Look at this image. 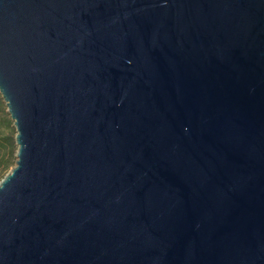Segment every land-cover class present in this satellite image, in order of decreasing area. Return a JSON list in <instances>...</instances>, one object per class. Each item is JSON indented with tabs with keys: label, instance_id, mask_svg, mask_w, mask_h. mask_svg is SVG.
I'll return each instance as SVG.
<instances>
[{
	"label": "water",
	"instance_id": "water-1",
	"mask_svg": "<svg viewBox=\"0 0 264 264\" xmlns=\"http://www.w3.org/2000/svg\"><path fill=\"white\" fill-rule=\"evenodd\" d=\"M0 264H264V0H0Z\"/></svg>",
	"mask_w": 264,
	"mask_h": 264
},
{
	"label": "trees",
	"instance_id": "trees-1",
	"mask_svg": "<svg viewBox=\"0 0 264 264\" xmlns=\"http://www.w3.org/2000/svg\"><path fill=\"white\" fill-rule=\"evenodd\" d=\"M4 105L0 96V180L15 165L17 150L16 130Z\"/></svg>",
	"mask_w": 264,
	"mask_h": 264
},
{
	"label": "rangeland",
	"instance_id": "rangeland-1",
	"mask_svg": "<svg viewBox=\"0 0 264 264\" xmlns=\"http://www.w3.org/2000/svg\"><path fill=\"white\" fill-rule=\"evenodd\" d=\"M1 98H2V97H1ZM2 101H3V100H2ZM3 102H4V101H3ZM4 104H5V103H4ZM4 107L6 108V104L4 105ZM13 166H14V165H13ZM13 166H12V167H13ZM12 167L7 171V173L12 169ZM7 173H6V174H7Z\"/></svg>",
	"mask_w": 264,
	"mask_h": 264
}]
</instances>
